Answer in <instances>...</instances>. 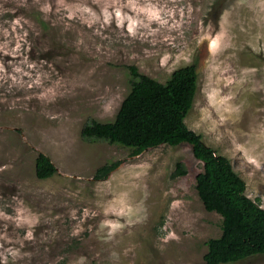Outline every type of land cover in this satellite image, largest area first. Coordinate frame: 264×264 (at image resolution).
Instances as JSON below:
<instances>
[{
	"label": "rangeland",
	"instance_id": "rangeland-1",
	"mask_svg": "<svg viewBox=\"0 0 264 264\" xmlns=\"http://www.w3.org/2000/svg\"><path fill=\"white\" fill-rule=\"evenodd\" d=\"M132 65L162 83L196 66L186 124L264 208V0H0V264H206L223 217L192 146L131 156L82 135L115 119Z\"/></svg>",
	"mask_w": 264,
	"mask_h": 264
},
{
	"label": "trees",
	"instance_id": "trees-1",
	"mask_svg": "<svg viewBox=\"0 0 264 264\" xmlns=\"http://www.w3.org/2000/svg\"><path fill=\"white\" fill-rule=\"evenodd\" d=\"M129 69L131 91L115 119L91 120L82 129L83 137L130 147L131 156L161 144H190L195 158L203 164V170L196 176L199 196L206 209L223 217L222 236L208 248L204 256L206 264L235 263L264 254V208L260 199L253 200L246 194V182L234 170L231 160L218 154L186 124L198 90L196 66L176 70L165 83L141 74L134 65ZM120 164L117 161L104 165L98 169L96 178L106 179ZM56 171L51 159L39 153L38 178H50ZM176 173H186L182 163L177 164Z\"/></svg>",
	"mask_w": 264,
	"mask_h": 264
}]
</instances>
